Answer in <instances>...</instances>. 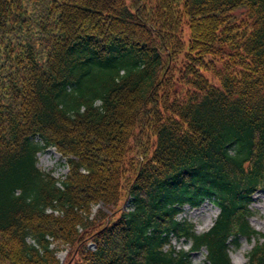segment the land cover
Instances as JSON below:
<instances>
[{
    "label": "trees",
    "instance_id": "16d2710c",
    "mask_svg": "<svg viewBox=\"0 0 264 264\" xmlns=\"http://www.w3.org/2000/svg\"><path fill=\"white\" fill-rule=\"evenodd\" d=\"M48 147L64 179L38 167ZM261 188L264 0H0V264H191L202 247L234 264L230 242L256 236L245 264H264ZM207 199L220 212L197 233L178 214Z\"/></svg>",
    "mask_w": 264,
    "mask_h": 264
},
{
    "label": "rangeland",
    "instance_id": "374dc122",
    "mask_svg": "<svg viewBox=\"0 0 264 264\" xmlns=\"http://www.w3.org/2000/svg\"><path fill=\"white\" fill-rule=\"evenodd\" d=\"M38 166L44 170L51 172L57 178H64L69 172V166L66 162V158L61 155L55 147H49L38 154ZM96 205L93 212L95 213L100 207ZM125 207L129 205L125 202ZM105 212H110L109 207H103ZM252 215L250 217V223L254 229L258 232L264 233V188L258 190L254 195V201L251 205ZM219 209L212 200H207L204 204L197 208L190 206H184L182 212L179 215L180 219H187L195 225L197 233L208 230L218 213ZM94 217V214L91 215ZM258 237L247 239L242 237L239 240V245L230 243V257L235 264H245L248 259V252L254 245ZM175 246L180 249H189L191 241L176 240L173 239ZM58 246V243H55ZM92 246V245H91ZM58 257L61 261H64L71 249L69 246L59 245ZM192 264H208L206 261V250L194 252L191 256Z\"/></svg>",
    "mask_w": 264,
    "mask_h": 264
}]
</instances>
